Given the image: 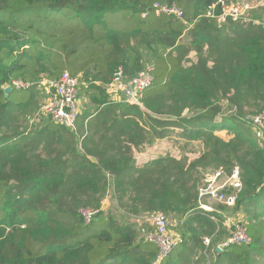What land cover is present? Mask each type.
I'll return each mask as SVG.
<instances>
[{"label": "trees", "instance_id": "16d2710c", "mask_svg": "<svg viewBox=\"0 0 264 264\" xmlns=\"http://www.w3.org/2000/svg\"><path fill=\"white\" fill-rule=\"evenodd\" d=\"M235 3L0 0V264H264V135L252 121L264 114V7L218 24ZM120 69L125 81L151 70L140 104L110 101ZM65 72L96 107L79 118L80 150L56 137L65 128L31 125L42 117L41 82ZM152 140L159 155L138 160ZM235 168L243 188L231 209L244 214L250 243L220 250L224 219L201 208L200 186ZM112 190L127 215L180 219L169 256L157 263L159 248L130 223H85L79 211L100 208Z\"/></svg>", "mask_w": 264, "mask_h": 264}, {"label": "built area", "instance_id": "2783aa9c", "mask_svg": "<svg viewBox=\"0 0 264 264\" xmlns=\"http://www.w3.org/2000/svg\"><path fill=\"white\" fill-rule=\"evenodd\" d=\"M232 8L231 10H229ZM223 13L219 17L215 18L213 12L208 13V17L217 19L218 24H225L230 18L233 21L246 20L248 17L243 16L236 5L226 6L223 4ZM158 12L166 14H174L181 18L182 14L176 8H158ZM243 16V17H242ZM154 83V76L151 70L143 71L129 81H125L123 71L120 69L114 76L111 84L106 86L107 92L110 96V101L114 103H127V104H140V100L143 97L144 92L149 89ZM12 86L18 90L29 89L32 84L25 82H13ZM10 86L9 88H11ZM45 93L50 96L48 102L42 108L43 115L47 117L50 122L55 125L61 126L74 134H78L79 131V118H80V80L79 78L72 77L68 72H65L58 80H44L40 85ZM254 123V131L258 137H262L264 130V114L263 116L257 117L252 120ZM264 133V132H263ZM224 172L220 170L212 175H207L205 185L200 190V199H211L219 202H233L231 199L222 193V189L216 186V182L219 178L223 177ZM230 187L235 190L242 189V182L240 178V171L238 168L231 173L229 176ZM201 208L207 212H212L210 207L202 203ZM101 212L100 209L94 208H82L79 211V215L84 219L85 223L91 224L97 215ZM154 231L150 232L145 236L147 242L155 244L159 248V255L157 263L169 256L176 246L178 240L175 238L169 230L167 225V219L164 215L158 214L153 220ZM240 226L238 227L233 238L229 242L219 249L221 250L224 246L229 245H244L249 244L250 239L247 235L245 223L242 221L237 222ZM236 224V225H237ZM209 246V240H205Z\"/></svg>", "mask_w": 264, "mask_h": 264}, {"label": "rangeland", "instance_id": "374dc122", "mask_svg": "<svg viewBox=\"0 0 264 264\" xmlns=\"http://www.w3.org/2000/svg\"><path fill=\"white\" fill-rule=\"evenodd\" d=\"M238 3H235L236 8H238L241 12H245L243 16L245 17H250L252 18V15L257 11H259V9H261L262 7H264V2H256L254 0H237ZM232 8H230L229 10H231ZM242 16V17H243ZM49 100V96L44 93L42 96V108L44 107V105L48 102ZM43 115V112L41 114ZM81 116V114H80ZM50 121V120H49ZM46 124V123H45ZM254 130V129H253ZM219 136H221L223 139L229 140L232 136L227 134L226 131H221L216 133ZM264 133L262 132V135ZM152 153L151 151L145 152L144 154L141 155H137L138 156V160L140 161H145V160H149L152 158ZM214 173V172H213ZM213 173H210L208 175H212ZM229 173H227L225 171V175H223V177L219 178L216 182V186L218 188L222 189V193L227 197V199H231L233 202L230 203V205L228 204L229 202H219L217 200H211V199H205L204 202H206V204H208V206L210 207V209L212 210V212H218V214H220V216H222V218L224 219V223L223 226L218 230V232L216 233V236L214 238H216V245L218 247H221L225 244H227L229 242V240L231 238H233L234 233L239 230V224H237V222L241 221L242 218L241 216H243V218H245L243 213L240 214H235L233 213L232 209L235 206V203L237 201V197H238V193L242 190H233V188L230 187L229 184ZM241 176V173H240ZM207 177V176H206ZM206 177L203 180L202 185L200 186V188L202 189L203 186L205 185V180ZM241 178V177H240ZM242 182V180H241ZM243 188V186H242ZM90 208V207H89ZM222 208H227L228 210H221ZM101 212L97 215L101 218H115L118 221H122L125 223H130L135 229L138 230V232L140 233V238H144L147 234H149L150 232L154 231V224H153V220L155 218L156 215L158 214H162L166 217L167 219V225L169 227L170 233L177 238L178 241H180L181 237L179 234V230H180V219L178 217H173L171 215H167L164 212H158L155 214H149V213H142L139 215H127V213L122 210V208L119 206V204H117V197L114 194V191L112 190L111 192H109L106 197L103 200L102 206L100 208ZM239 220V221H238ZM237 224V225H236ZM209 240L211 245V241Z\"/></svg>", "mask_w": 264, "mask_h": 264}, {"label": "crops", "instance_id": "0c3cea01", "mask_svg": "<svg viewBox=\"0 0 264 264\" xmlns=\"http://www.w3.org/2000/svg\"><path fill=\"white\" fill-rule=\"evenodd\" d=\"M49 98H50V96H49ZM79 105H80V114L81 115L83 114V112H87V111L89 112L90 111L91 113H93L96 110V107L94 106V104H91L88 101V98H86V97L85 98L84 97H80ZM94 119H95V116L92 115V116L88 117V119L86 120V123H88L89 121H93ZM50 123L51 122L49 121V119L47 117H45V116L39 117L38 119L31 121V125H33V128L35 130H37L38 133H40V134L53 133L55 131V130L53 131L52 129H50ZM59 131H60L61 134L57 133L56 137H58V138L59 137H63L64 141H66V142H68L69 139H71L72 141L75 140V145L74 146H76L75 148L77 150H80L81 142L79 141V137H77L78 134H74V133H72L71 131H69L67 129H65V130H60L59 129ZM54 133H56V132H54ZM87 133L88 132H86V134ZM149 143L150 144L145 146L146 152L151 151V153L153 154L152 158H154L153 156L157 157V155H159V152L157 151V147H156L157 146V141L156 140L155 141L152 140L151 142L149 141ZM204 204H206V203L204 202ZM206 205L208 206V204H206Z\"/></svg>", "mask_w": 264, "mask_h": 264}, {"label": "water", "instance_id": "95a60500", "mask_svg": "<svg viewBox=\"0 0 264 264\" xmlns=\"http://www.w3.org/2000/svg\"><path fill=\"white\" fill-rule=\"evenodd\" d=\"M11 92H12V89H11V88H7V89L5 90V94H6V96H8Z\"/></svg>", "mask_w": 264, "mask_h": 264}]
</instances>
